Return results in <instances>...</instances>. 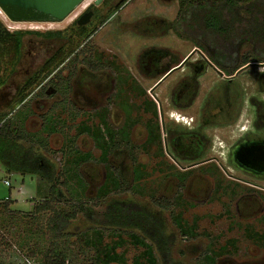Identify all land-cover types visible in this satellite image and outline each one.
Masks as SVG:
<instances>
[{"label": "rangeland", "instance_id": "374dc122", "mask_svg": "<svg viewBox=\"0 0 264 264\" xmlns=\"http://www.w3.org/2000/svg\"><path fill=\"white\" fill-rule=\"evenodd\" d=\"M180 1L131 0L106 22H94L83 35L71 24L76 9L57 22L12 21L0 9V20L9 31L61 30L64 35L27 37L15 65L3 59L0 111L22 123L36 145L41 141L42 157L61 171L59 183L65 179L66 185H58L64 198L55 202L57 209L71 211L79 201L95 211L114 202L146 209L159 218L171 240L172 264H264V189L230 178L247 177L231 168L217 138L209 151L194 158H179L166 150L152 103L157 93L164 110L169 108L165 98L171 78L151 90L161 73L150 74L148 64L142 67L150 48L184 55L199 47L206 54L245 55L261 62L264 54L252 40H224L189 26L185 18L190 7L180 10ZM258 1L264 8V0ZM60 47L66 59L49 75H40L19 103L26 79ZM57 71L62 83L48 85L49 79L55 83ZM263 72L260 64L238 75L245 97L259 95L258 76ZM166 124L171 126L168 120ZM112 142H119L117 159L105 152ZM124 143L132 146L130 152ZM205 159L211 160L191 166ZM115 166L128 174L124 183L128 188L114 175ZM248 179L264 187V179ZM46 187L35 176L7 173L0 164V199H10L7 207L0 205V261L41 264L37 250L51 241L50 212L36 213L32 207L41 201ZM253 191L252 199H243ZM154 199L170 205L163 207ZM133 231L136 237L115 235L78 214L65 224L59 244L66 264H161L153 244Z\"/></svg>", "mask_w": 264, "mask_h": 264}, {"label": "flooded vegetation", "instance_id": "af4514ba", "mask_svg": "<svg viewBox=\"0 0 264 264\" xmlns=\"http://www.w3.org/2000/svg\"><path fill=\"white\" fill-rule=\"evenodd\" d=\"M129 1L100 0L96 3V0H90L84 3L83 0L72 10L76 9L71 24L77 30L83 28L85 33L94 22L102 20L104 23L111 19ZM196 48L184 55L150 48L142 58V67L146 68L148 64L150 74L161 73L151 90L171 78L165 98L169 108L164 110L157 93L153 97L154 122L158 132H164L160 141L177 157L189 159L209 151L217 138L226 150L231 168L247 177L230 178L251 188L264 189L261 183L248 179H264V165L261 164L264 163V72L258 76L261 87L258 96L252 94L245 97L238 77L243 71L264 64V60L261 62L245 55L230 58L223 54H206L201 48ZM209 72L215 77L208 75ZM174 114L185 122L178 121L172 116ZM166 120L171 126L166 124ZM218 132L227 134L222 136ZM210 160L205 159L191 166ZM245 196L244 200L252 199L254 191Z\"/></svg>", "mask_w": 264, "mask_h": 264}, {"label": "trees", "instance_id": "16d2710c", "mask_svg": "<svg viewBox=\"0 0 264 264\" xmlns=\"http://www.w3.org/2000/svg\"><path fill=\"white\" fill-rule=\"evenodd\" d=\"M187 3L190 7L188 8L190 9L188 16L185 18L186 20L184 18L181 19L187 21L189 26L193 24L199 30L214 34L222 39L225 37H237L242 40H252L259 44V54H264V8L258 0H221L219 2L213 1L211 4L207 0H181L180 10L187 6ZM184 9L187 12V8ZM83 32V28L77 30L78 35L86 33ZM30 36L51 39L63 38L64 35L61 30L41 32L17 29L9 31L0 20V66L3 59H7L13 63L12 65H15L22 55L24 40ZM227 38L224 40H228ZM262 57L259 56L258 58ZM65 59L66 55L62 47L50 55L38 71L26 79L20 89L18 102L21 103L25 100L28 90L38 80L40 75H49ZM54 78L55 83L53 84L52 79H49L47 81L48 85L60 86L63 79L60 72L54 73ZM3 82L0 76V86ZM42 89L43 87L41 86L39 90ZM44 116L48 117V114L44 113ZM118 144L119 142H112L105 151L111 152L113 159H117L118 150L116 151V147ZM124 144L130 152L132 146L128 143ZM42 146L43 143L41 141H37V145L35 144L31 134H28L22 123L15 121L6 112L0 111V164L7 173L29 174L35 176L37 182L47 186L41 201L32 207L33 212L36 213L40 211L50 212L47 217V227L51 241L46 248L37 250L41 255V264H66V255L60 247L59 239L64 234L63 228L65 224L78 214H82L87 220L96 224L102 230L112 232L115 235L128 233L134 237L135 232H132V229L138 230L143 238L148 239L153 244L161 264H172L173 261L170 256L171 240L164 235L159 218L146 209L131 208L128 205L114 202L100 211H95L91 209L86 201L73 203L71 211L61 208L57 209L54 206L55 202L57 199L64 198L58 185L61 183L66 185V181L62 179L59 183V177L62 173L49 160L42 157L40 153ZM112 170L115 176L122 179L124 185L128 174L120 169L119 166L113 167ZM111 178L112 183L114 180L113 185H117L116 180L113 177ZM124 186L125 189L128 188V185ZM121 188H123L122 185H120V190H122ZM114 192H116V189ZM154 202L163 207L170 205L164 199H154ZM9 204V198L0 201V205L3 207H7ZM0 264L26 263L0 261Z\"/></svg>", "mask_w": 264, "mask_h": 264}, {"label": "water", "instance_id": "95a60500", "mask_svg": "<svg viewBox=\"0 0 264 264\" xmlns=\"http://www.w3.org/2000/svg\"><path fill=\"white\" fill-rule=\"evenodd\" d=\"M82 1L0 0V9L12 21L57 22L63 20ZM99 1L96 0V3Z\"/></svg>", "mask_w": 264, "mask_h": 264}, {"label": "built area", "instance_id": "2783aa9c", "mask_svg": "<svg viewBox=\"0 0 264 264\" xmlns=\"http://www.w3.org/2000/svg\"><path fill=\"white\" fill-rule=\"evenodd\" d=\"M3 183H4V185H6V186H10V182H9V180L8 179H4L3 180ZM7 199V198H6ZM5 200V199H4ZM0 201H2V199H0Z\"/></svg>", "mask_w": 264, "mask_h": 264}, {"label": "bare ground", "instance_id": "6f19581e", "mask_svg": "<svg viewBox=\"0 0 264 264\" xmlns=\"http://www.w3.org/2000/svg\"><path fill=\"white\" fill-rule=\"evenodd\" d=\"M172 116L174 117V116H177V115L174 114V115H172ZM246 121H247V120H246ZM236 135H237V134H236Z\"/></svg>", "mask_w": 264, "mask_h": 264}]
</instances>
